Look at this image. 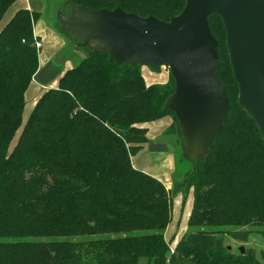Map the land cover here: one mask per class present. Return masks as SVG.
<instances>
[{
	"label": "trees",
	"instance_id": "1",
	"mask_svg": "<svg viewBox=\"0 0 264 264\" xmlns=\"http://www.w3.org/2000/svg\"><path fill=\"white\" fill-rule=\"evenodd\" d=\"M70 1L163 21L185 5ZM13 2L0 0V22ZM40 15L20 8L0 27V264H264V248L256 255L225 243L226 235L244 243L252 233L264 242V140L238 104L222 19L208 16L229 110L207 159L186 158L192 168L174 188L191 189L192 206L170 252L164 233L173 191L133 167L131 157L147 141L145 124L167 115L166 132L178 133L182 148L177 118L164 108L173 78L148 84L141 64H118L63 32L85 57L42 91L23 122L25 92L38 70Z\"/></svg>",
	"mask_w": 264,
	"mask_h": 264
},
{
	"label": "water",
	"instance_id": "2",
	"mask_svg": "<svg viewBox=\"0 0 264 264\" xmlns=\"http://www.w3.org/2000/svg\"><path fill=\"white\" fill-rule=\"evenodd\" d=\"M62 1L68 10L60 13L62 5L56 10L60 30L81 39V46L105 52L118 64L168 67L175 88L164 108L177 118L183 157L197 161L207 159L209 144L229 110L224 85L215 75L221 62L208 21L210 14L218 15L238 104L264 140V0H183L182 11L168 21L119 7L92 9ZM239 250L243 253L244 246Z\"/></svg>",
	"mask_w": 264,
	"mask_h": 264
},
{
	"label": "rangeland",
	"instance_id": "3",
	"mask_svg": "<svg viewBox=\"0 0 264 264\" xmlns=\"http://www.w3.org/2000/svg\"><path fill=\"white\" fill-rule=\"evenodd\" d=\"M62 3V0H14L0 22L1 27L16 10L26 6L39 11L41 14L34 23V32L39 35L37 40L40 42V48H37L38 70L25 92V105L22 111L23 122L28 118L42 91L54 87L65 70L79 64L85 56L83 50L81 48L77 50L71 38L60 30L55 5ZM67 10L68 4L59 8L60 13H66ZM141 72L145 81L149 83L154 79H163L164 74H169V69L166 66H160L159 70H155L142 65ZM171 123V116L168 115L147 122L145 124L148 129L147 141L131 157V163L133 167L160 179L165 186L167 185V188L172 189L171 220L164 234L165 238L171 241L170 246L173 247L175 241L186 230V222L193 199L191 189L185 191L178 187L175 190L174 187L183 179L184 174L192 168L193 163L183 157L178 133L166 132ZM244 229L247 227L242 228V230ZM225 243L234 251L238 250L240 246L253 248L256 255L264 248V242L257 233L250 234L248 242L244 243L226 235ZM140 263L143 264L144 260H141Z\"/></svg>",
	"mask_w": 264,
	"mask_h": 264
},
{
	"label": "crops",
	"instance_id": "4",
	"mask_svg": "<svg viewBox=\"0 0 264 264\" xmlns=\"http://www.w3.org/2000/svg\"><path fill=\"white\" fill-rule=\"evenodd\" d=\"M62 4H56L55 5V10H57V8L59 7V6H61ZM26 8H28L29 10H32L30 7H28V6H26ZM34 34L37 36V37H39V35L37 34V33H35L34 32ZM62 74V73H61ZM165 75V77L163 78V79H154L153 81H150L148 84H150V83H163V82H166L167 81V79H168V73H166V74H164ZM167 186V185H166Z\"/></svg>",
	"mask_w": 264,
	"mask_h": 264
},
{
	"label": "built area",
	"instance_id": "5",
	"mask_svg": "<svg viewBox=\"0 0 264 264\" xmlns=\"http://www.w3.org/2000/svg\"><path fill=\"white\" fill-rule=\"evenodd\" d=\"M35 46L37 48H40V42L37 39H35ZM170 252H173V247L172 246H170Z\"/></svg>",
	"mask_w": 264,
	"mask_h": 264
}]
</instances>
